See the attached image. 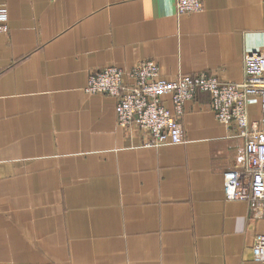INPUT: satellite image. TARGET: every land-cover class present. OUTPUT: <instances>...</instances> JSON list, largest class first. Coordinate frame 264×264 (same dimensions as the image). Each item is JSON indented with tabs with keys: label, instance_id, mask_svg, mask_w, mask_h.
<instances>
[{
	"label": "crops",
	"instance_id": "crops-1",
	"mask_svg": "<svg viewBox=\"0 0 264 264\" xmlns=\"http://www.w3.org/2000/svg\"><path fill=\"white\" fill-rule=\"evenodd\" d=\"M201 2L0 0V264H260L264 219L223 192L243 139L207 92L184 102L183 142L151 146L118 126L113 96L84 90L107 65L130 82L142 59L240 81L244 52L264 49V0Z\"/></svg>",
	"mask_w": 264,
	"mask_h": 264
},
{
	"label": "built area",
	"instance_id": "built-area-1",
	"mask_svg": "<svg viewBox=\"0 0 264 264\" xmlns=\"http://www.w3.org/2000/svg\"><path fill=\"white\" fill-rule=\"evenodd\" d=\"M176 12L192 13L202 8L201 0H175ZM7 30V10L0 3V32ZM240 81H225L211 73H180L174 78L160 75L158 64L142 59L129 70L107 65L90 72L84 90L115 98L116 122L123 130L140 131L144 144L159 146L184 141L180 124L184 102L196 91L209 94V108L220 123L232 125L243 139V163L223 173V192L228 200L241 199L264 219V49L246 51ZM168 95L172 108L163 103ZM257 97L259 117L250 119L249 99ZM253 258L264 264V233L257 234Z\"/></svg>",
	"mask_w": 264,
	"mask_h": 264
},
{
	"label": "rangeland",
	"instance_id": "rangeland-1",
	"mask_svg": "<svg viewBox=\"0 0 264 264\" xmlns=\"http://www.w3.org/2000/svg\"><path fill=\"white\" fill-rule=\"evenodd\" d=\"M154 61V60H153ZM159 66V65H158ZM102 94H105V93H102ZM255 104L257 105V102H255ZM116 118V117H115ZM119 126V125H118Z\"/></svg>",
	"mask_w": 264,
	"mask_h": 264
}]
</instances>
